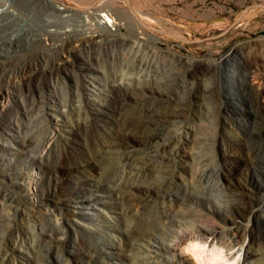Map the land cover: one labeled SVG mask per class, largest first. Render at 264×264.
Listing matches in <instances>:
<instances>
[{
	"label": "bare ground",
	"instance_id": "obj_1",
	"mask_svg": "<svg viewBox=\"0 0 264 264\" xmlns=\"http://www.w3.org/2000/svg\"><path fill=\"white\" fill-rule=\"evenodd\" d=\"M74 1L75 10L56 4L52 0H0V20L12 18L26 23L25 25L33 24L37 28L39 40L43 43L48 41L47 51L41 52L38 61H35L37 63L25 64L17 72V81L22 90L20 93L31 96V100L36 101L35 105H41L43 113L48 115V145L53 142L67 145V139L71 138L69 132L76 131L75 129L83 128L89 134L94 130L98 136L95 138L91 134V149L114 152L120 159L123 178L115 186H111L99 184L86 177L70 197L68 209H54L55 206L50 208L48 204L42 203L48 206L47 209L46 206L44 208L54 216L59 226L65 227L70 216L81 213L78 210L81 207L101 211L99 203L104 202L86 196V190L90 188L99 187V190L106 194L115 193L122 199L120 202L129 198L152 199L170 194L177 178L179 180L192 176L200 179L192 185L195 192H185L181 196V207H160L151 215L146 227L135 229L125 256L130 264L171 263L177 258L176 249L183 246L200 259L201 264H241V257L244 262L248 256L247 248L243 247L245 240H241V230L236 227L234 231L223 234L210 224L209 213H201L193 209L194 207L191 208L189 203L201 201L202 195L197 192L206 187L205 178H208L213 159L211 149L215 145L220 146L221 154L226 156L229 154L228 146L233 145V142H241L237 135L227 133L221 125H213L212 117L217 109L210 107L206 102L210 94L203 82L209 77H215L232 53H241L244 44L233 47L220 59L206 56L200 60L182 55L175 46H164L168 43L167 38L150 31L154 30V25L161 23V18L152 17L137 7L133 9L126 1L128 8L115 7L116 0ZM48 16L54 19L50 20ZM108 22L115 27V31L109 29ZM122 28L126 29L124 34L119 33ZM166 32L169 33L168 30ZM3 43L5 45L7 42ZM33 43H36L35 40L23 46H14L11 52L25 51L28 46L34 47ZM249 45L254 47L253 43ZM253 51L242 53V65L247 77L253 72V66L257 65L254 61L256 52ZM5 52L7 51L0 50L1 70L14 65L13 60L7 61L9 53ZM65 53L86 56L81 62L72 64L74 83L69 99L73 103L77 101L74 106L84 112L82 119L79 115L75 120H71L70 112L65 108V97L57 91L56 81L59 80V73L66 69L61 58ZM259 66L264 69V62L259 63ZM97 73H100V77ZM258 75L259 79L264 81V73L260 71ZM175 78L181 83V95L176 98L166 96V99H162V96L169 92L165 87ZM7 79L4 76V79L0 80V116L3 117L11 114V108L7 107L6 101L18 95L14 93V89H8L16 86ZM249 81L247 83L251 99L253 98L256 104L254 115L264 123V86L258 88ZM91 85L95 90H91ZM103 107L119 110V116L114 122L108 121L105 114L109 115V112ZM21 109V120H15L16 122H11L7 117H0V136L16 141L10 145L13 144L19 151H25L35 144V140L21 135L23 119L26 118L28 110L26 107ZM63 117L64 122L72 128L66 126V131L52 128L57 126ZM259 134H262L261 131ZM249 135L254 136L250 132ZM137 148L143 151L134 154L133 151ZM68 152L69 160L76 165L83 166L88 162L87 159H78L76 152ZM33 158L43 161L39 155H33ZM233 161L238 166L236 169L240 170L241 167L252 164L254 157L247 152L244 155H234ZM234 171L232 173H235ZM219 178H229V175ZM223 184L221 183L220 191L225 186ZM251 204L252 201L240 198L232 208H229L228 204L223 207L241 213L251 208ZM207 207L210 209L209 205ZM2 216L0 214V232L13 234L17 227L9 226L8 218ZM100 216L102 223L111 228V232L99 229L101 246L97 247V250L112 258L121 243L117 232L127 235L130 231L116 224H109L101 213ZM183 228H190V232L182 231ZM19 237L23 242L24 237ZM209 238H212V241L207 248ZM18 245L17 240L13 241L10 249L15 250ZM31 247V253L24 254L27 259L35 258V248ZM254 252H251L252 255ZM110 262L108 263L113 264Z\"/></svg>",
	"mask_w": 264,
	"mask_h": 264
},
{
	"label": "rangeland",
	"instance_id": "obj_2",
	"mask_svg": "<svg viewBox=\"0 0 264 264\" xmlns=\"http://www.w3.org/2000/svg\"><path fill=\"white\" fill-rule=\"evenodd\" d=\"M52 1L75 10L74 0ZM129 1L133 9L137 7L152 17L161 18V23L154 25V30L150 31L164 35L168 41L164 46L170 48L175 46L182 55L200 60L212 56L211 58L217 60L227 55L233 47L244 44L241 53L237 52L235 55L232 53L215 77H209L203 82L210 94L206 102L210 107L217 109L212 117L213 125H221L227 133L237 135L241 142H233V145L228 146L229 154L226 156L221 154L220 146L215 145L211 149L213 159L208 170V178H205L206 187L203 191L197 192L202 195L201 201L189 204L191 208L194 207L193 209L201 213H209L210 224L223 234L234 231L236 227L241 230V234L243 233L241 240L243 238V241L245 240L243 247L248 251L244 262L241 257V264L242 262L264 264V125L262 126L263 122L254 115L256 104L253 98L251 99L252 95L247 83L250 80L249 82L255 87L264 86L263 79H259L260 75H258L260 71L264 73L262 66H259V63L264 62V9L250 7L256 3L264 4V0ZM121 6L128 8L124 0H116L115 7ZM247 7L249 8L246 12L240 16ZM47 18L54 19L49 16ZM25 24L12 18L0 20V47L3 46L0 50L7 51L5 52L9 53L7 61L13 60L14 64L8 69H0V78L4 79L5 76V79L11 80L16 87H8V89H14V93L18 94L6 101L7 107L11 108V114L5 117L11 122L21 120V108L26 107L28 110L26 118L23 119L21 135L35 140L32 147L19 151L13 144L10 145L11 142L16 143V141L0 136V214L9 219H7L9 226L17 227L13 234L0 232V264H109L110 261L113 264H130L125 253L135 229L146 227L151 215L160 207H181L182 205L179 204L181 196L185 192H195L192 185L198 183L200 179L192 176L179 180L177 178V183L170 194L152 199L129 198L123 202H120L122 199L115 193L106 194L101 192L99 187H93L86 190V196L103 201L104 203H99L101 211L81 207L78 209L81 213L70 216L65 227L59 226L54 216L46 211L48 206L43 204H48L50 208L55 206L54 209L58 207L63 210L68 209L70 197L73 196L82 179L89 177L99 184L115 186L123 175L120 159L114 152L91 149L93 137L98 136L94 130L91 133L93 137L83 128L69 132L71 138L67 139V145L59 142L50 145L46 143L48 115L43 113L41 105H35L36 101L31 100V96L21 94L17 72L25 64L35 65L41 52L47 51L48 41L43 43L39 40L36 26ZM109 29L115 31V27L110 23ZM125 32L126 29L122 28L119 33ZM30 39L35 40L34 47L28 46L26 52L24 50L11 52L14 46H23L32 42ZM4 41L7 42L6 47ZM252 43L254 47L249 45ZM252 51L256 52L254 61L257 65L253 66V72L247 77L242 65V53ZM61 58L65 62L66 69L59 73V80L56 81L57 91L65 97V108L70 112L71 120H75L79 115L82 119L84 112L74 106L77 101L73 103L69 99L74 83L72 64L81 62L86 56L65 53ZM97 74L100 77V73ZM167 85L165 88L169 92L167 95L164 94L162 99H166V96L176 98L181 95V83L178 79H172ZM90 88L95 90L92 85ZM19 89L21 91L18 92ZM103 108L109 112V115L105 114L109 122H114L119 116V110ZM0 117L5 118L3 115ZM57 124L52 128L66 131V126H70L64 122V117ZM249 132L254 136H250ZM68 151L76 152L78 159H87L88 162L83 166L76 165L69 160ZM142 151L141 148H137L133 153L140 154ZM247 152L254 157L253 163L237 170L238 166L233 161V156L244 155ZM33 155L42 156L43 161L33 158ZM233 170L235 173H232ZM226 174L229 178H219ZM221 183L225 185L222 191H220ZM236 198L252 201L251 208L240 213L223 207L228 204L229 208H232L235 202H239ZM100 213L105 216L109 224H116L130 231L127 235L117 232L121 243L113 259L97 250V247L101 246V240L98 238L99 229L111 232V228H107L102 223ZM182 231L189 233L190 228H183ZM16 235L23 236L24 241L21 242L20 237ZM16 240L17 245L19 244L18 248L11 250L10 244ZM211 241L212 238L207 240V248ZM30 246L35 248H33L34 259H27L24 256L31 253ZM251 252L255 254L252 255ZM175 254L177 258L173 262L164 264H201L200 259L185 250L183 246L178 247Z\"/></svg>",
	"mask_w": 264,
	"mask_h": 264
},
{
	"label": "water",
	"instance_id": "obj_3",
	"mask_svg": "<svg viewBox=\"0 0 264 264\" xmlns=\"http://www.w3.org/2000/svg\"><path fill=\"white\" fill-rule=\"evenodd\" d=\"M124 1H126L127 2V4H129L130 5V1L129 0H124ZM250 7H259V8H263L264 9V4H261V3H256V4H253V5H251ZM249 7H247V8H244V10L242 11V13H241V15L240 16H242L245 12H246V10L248 9ZM157 30H160V29H157Z\"/></svg>",
	"mask_w": 264,
	"mask_h": 264
}]
</instances>
